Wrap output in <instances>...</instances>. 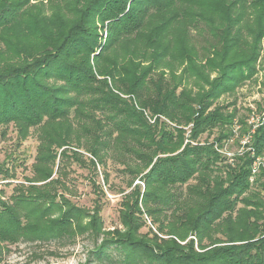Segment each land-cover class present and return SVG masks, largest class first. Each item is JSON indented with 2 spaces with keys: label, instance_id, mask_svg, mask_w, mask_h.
Here are the masks:
<instances>
[{
  "label": "trees",
  "instance_id": "16d2710c",
  "mask_svg": "<svg viewBox=\"0 0 264 264\" xmlns=\"http://www.w3.org/2000/svg\"><path fill=\"white\" fill-rule=\"evenodd\" d=\"M0 44V127L38 141L32 177L0 187V262L89 232L85 264H264V124L227 159L237 111L215 106L264 59V0H0ZM80 149L93 167L113 149L144 168L100 243L98 207L55 190L56 160ZM144 213L158 233L140 232Z\"/></svg>",
  "mask_w": 264,
  "mask_h": 264
},
{
  "label": "rangeland",
  "instance_id": "374dc122",
  "mask_svg": "<svg viewBox=\"0 0 264 264\" xmlns=\"http://www.w3.org/2000/svg\"><path fill=\"white\" fill-rule=\"evenodd\" d=\"M193 37L200 51V47L205 42L195 33ZM263 105L264 59L260 57L253 80L239 86L233 94L221 96L215 102V106H228L227 112L237 111L231 127L232 135L223 142L220 149L224 157L230 159L241 152L240 143L247 139L248 131L250 132L252 125L256 123V120L250 122L251 113L260 114L261 110L258 106ZM240 120L245 123V126L237 122ZM217 136V129H214L208 137L207 134L202 135L200 142H211ZM37 145L36 134L32 130L22 140L18 138L13 125L0 127V169L8 171L0 174V187L5 192V198L12 195L15 185L26 184L25 179L32 177V164L35 160ZM78 152L81 153L82 157L79 162L82 163L75 161L71 156L61 165L59 158L56 160L53 177L58 178L64 187L59 184L56 185L55 190L58 195L63 194L70 204L89 211V213L98 207L102 226V234L98 238V243H100L105 236L103 233L121 229L119 212L122 209V202L136 184L143 190L139 178L144 168L139 161L125 157L122 152L113 149L108 152L104 163L99 165L96 163L95 167L89 162L90 155L82 149ZM8 176H11V179L8 180ZM189 183L193 184V181ZM143 219L146 225L140 230L141 233H149V235L158 233L157 223L153 224L145 213L142 215ZM159 219L164 220V217L160 216ZM87 221L88 217L81 219L83 224ZM158 236L167 238L162 235ZM217 237L221 236L217 235ZM94 238L89 232H84L70 240L60 242L21 241L7 246V252L3 254L0 264H85L92 256L91 251L95 247ZM189 238L192 237L189 236L186 240Z\"/></svg>",
  "mask_w": 264,
  "mask_h": 264
},
{
  "label": "built area",
  "instance_id": "2783aa9c",
  "mask_svg": "<svg viewBox=\"0 0 264 264\" xmlns=\"http://www.w3.org/2000/svg\"><path fill=\"white\" fill-rule=\"evenodd\" d=\"M263 113H260L258 115H255V112H252L251 113V116H250V122L253 121V120H256V123L254 125H252V129L250 130V133H252L254 131V129L258 126L257 123L259 122L260 125H263L264 124V118H263ZM248 138V137H247ZM247 139L243 140L242 143H245ZM263 161V160H261ZM260 159L257 158L252 166V172L255 173L257 170H258V167L261 163Z\"/></svg>",
  "mask_w": 264,
  "mask_h": 264
}]
</instances>
